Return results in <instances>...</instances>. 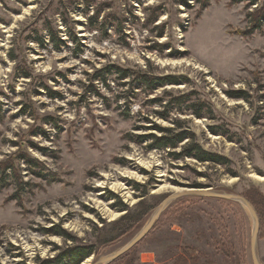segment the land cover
Returning <instances> with one entry per match:
<instances>
[{"label": "rangeland", "instance_id": "374dc122", "mask_svg": "<svg viewBox=\"0 0 264 264\" xmlns=\"http://www.w3.org/2000/svg\"><path fill=\"white\" fill-rule=\"evenodd\" d=\"M157 127L190 138L151 149ZM192 138L223 162L177 158ZM0 162L17 171L0 180V264L81 247L94 264L178 187L252 203L255 251L251 210L188 194L110 264H264V0H0Z\"/></svg>", "mask_w": 264, "mask_h": 264}, {"label": "trees", "instance_id": "16d2710c", "mask_svg": "<svg viewBox=\"0 0 264 264\" xmlns=\"http://www.w3.org/2000/svg\"><path fill=\"white\" fill-rule=\"evenodd\" d=\"M257 28H260V25L257 26ZM126 75L125 73L122 74V76ZM164 78H150L146 74L143 76V83L148 87V88H155L157 85V82L159 84H164L166 82ZM172 81H176L175 78H173ZM237 97H241L240 94H235ZM197 115H200L197 113ZM162 134L161 135H151L149 136L151 138V143L149 145V148H160V149H165V148H176L180 143L185 141L186 139H189L190 136H188V132L186 130H182L179 132L174 133V130L170 128H162V127H157ZM144 137H140L139 141L142 142ZM177 158L183 157V156H194L198 160L205 162V161H213L217 163H222L223 162V156L204 150L198 143L193 140L191 142H188L185 146H183L182 150L175 154ZM28 157H26L27 159ZM27 163L29 164L30 168H32L33 172L40 175L41 173L37 170V168H33L34 166H38V162L35 159L28 158ZM13 165L10 164H5L4 162H0V180L4 181L6 176L9 174L7 171L10 169L11 171L13 170L15 173L17 172ZM40 173V174H39ZM252 204V203H251ZM253 205V204H252ZM61 233L62 232H57ZM95 251L91 248H86V247H81V248H75L72 250H69L68 254H62L59 255L56 258L53 259H48L45 261V264H65L66 258L68 257L71 260V264H81L83 259L91 256Z\"/></svg>", "mask_w": 264, "mask_h": 264}, {"label": "water", "instance_id": "95a60500", "mask_svg": "<svg viewBox=\"0 0 264 264\" xmlns=\"http://www.w3.org/2000/svg\"><path fill=\"white\" fill-rule=\"evenodd\" d=\"M188 194L189 195L216 196V197L229 198V199H233V198L236 199V198L240 197V196L233 195V194H214V193H211L207 189L196 188V187H191L188 189L184 188L183 190L174 192V193L170 194L163 201V203L161 204V206L159 207L157 212L154 214V216L151 218L149 223L138 233V235L135 238H133L127 245H125L124 247H122L118 251H116L113 254H110L108 256H105L104 258L96 261L94 264H110L111 262H113L114 260L119 258L120 256H122L125 253H127L128 251H130L139 242H141L142 239L150 232V230L155 225L157 219L160 217L161 213L163 212V210L165 209V207L167 206V204L171 200L180 198V197H182L184 195H188ZM240 198H242V197H240ZM243 199L247 203V205L249 206V209L251 210L253 215L255 216L256 228H255V232L253 234V244H252L253 245V251H255V240L257 238V233L259 232L260 220H259L257 211L254 208V206L247 199H245V198H243ZM254 260H255V264H258L256 257H254Z\"/></svg>", "mask_w": 264, "mask_h": 264}, {"label": "bare ground", "instance_id": "6f19581e", "mask_svg": "<svg viewBox=\"0 0 264 264\" xmlns=\"http://www.w3.org/2000/svg\"><path fill=\"white\" fill-rule=\"evenodd\" d=\"M124 173L126 174V173H128V174H134L135 173V171H131V170H126V171H124ZM114 185L116 186V187H118V188H122V189H124L125 188V186L122 184V183H120V182H116V183H114ZM184 188H181V187H178V188H175V190L176 191H180V190H183ZM186 189H188V188H186ZM236 200H238L245 208H247L248 210H250L249 209V206L247 205V203L244 201V199L243 198H240V197H238V198H236ZM83 264H89V262H88V260L87 261H85Z\"/></svg>", "mask_w": 264, "mask_h": 264}]
</instances>
